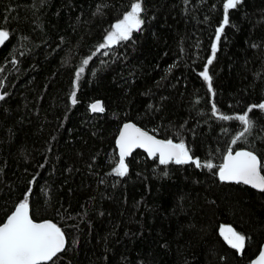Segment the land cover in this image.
Here are the masks:
<instances>
[{
	"label": "trees",
	"instance_id": "obj_1",
	"mask_svg": "<svg viewBox=\"0 0 264 264\" xmlns=\"http://www.w3.org/2000/svg\"><path fill=\"white\" fill-rule=\"evenodd\" d=\"M134 2L0 0V225L25 199L33 219L55 222L67 247L43 264H251L264 191L222 182L219 168L245 148L264 173V109L252 107L264 103V0H241L228 25L226 0H142L140 29L101 48ZM127 121L183 142L201 167L139 150L118 176Z\"/></svg>",
	"mask_w": 264,
	"mask_h": 264
},
{
	"label": "snow or ice",
	"instance_id": "obj_2",
	"mask_svg": "<svg viewBox=\"0 0 264 264\" xmlns=\"http://www.w3.org/2000/svg\"><path fill=\"white\" fill-rule=\"evenodd\" d=\"M241 0H226L224 3V19L223 25L229 24L228 10L234 9ZM143 12L142 0H135L130 5V11L123 15V18L117 22L113 29L108 31L105 37V43L101 44V48H107L111 45L129 40L133 31H138L144 21L141 19ZM223 25L218 29L216 41H220V33L224 32ZM8 37V33L0 30V44ZM217 45L212 47V57L215 58ZM89 60L84 59L83 64H88ZM209 65L212 59L207 62ZM84 72L81 67L76 73L77 79ZM200 75L208 82L211 88L212 77L208 68H205ZM4 97L0 95V100ZM75 92L72 94V103L75 104ZM93 112H103L102 103L96 102L91 106ZM254 107L264 109V103ZM251 111V109H249ZM223 119H229L224 116ZM245 127L247 132L252 127V122L247 114L237 117ZM241 133V136L244 134ZM235 143V141H233ZM119 161L114 172L118 176L127 174V165L125 157L130 155L134 148H145L152 156L159 155L160 164H168L174 162L176 164L195 163L196 167H201L198 159H194L183 142L176 144L172 140H158L147 132L142 131L134 124H125L124 130L119 137ZM206 167L212 168L211 163ZM261 161L257 156L248 151L236 152L233 156L229 151L226 162L219 168V178L221 181H235L251 185L254 188L264 190V175L261 174ZM226 241L235 249L242 250L244 247L245 237L237 233L232 228L222 229ZM65 237L63 231L52 222H34L29 214V204L27 199L19 203L13 213L7 217L5 223L0 226V264H42V262L52 261L59 252L64 249ZM257 264H264V252L259 256Z\"/></svg>",
	"mask_w": 264,
	"mask_h": 264
},
{
	"label": "water",
	"instance_id": "obj_3",
	"mask_svg": "<svg viewBox=\"0 0 264 264\" xmlns=\"http://www.w3.org/2000/svg\"><path fill=\"white\" fill-rule=\"evenodd\" d=\"M4 31H5V30H4ZM7 33H8V32H7ZM9 38H10V35H9V33H8V37H7V39L4 40V42H3L2 44H0V50H1V48L6 44V42L9 40ZM96 102H100V103H102L101 101H95V102H93V103H96ZM93 103H92V104H93ZM92 104H91V105H92ZM92 112H93V111H92ZM93 113H100V112H93ZM125 124H134L136 127L140 128L142 131L147 132L149 135L154 136V137H155L156 139H158V140H165V141L168 140V139H164V138H161V137L155 135V134L152 133L151 131H149V130L143 128L142 126L138 125L137 123H135V122H133V121H127V122L123 123V125L121 126L120 131H119L118 136H117V139H116V147H117L118 153H119V151H120L118 141H119L120 133L124 130V125H125ZM172 141H173V143H176V144H179V143H180V142H177V141H174V140H172ZM139 150L145 152L146 154H148V155L151 156V157H154V156L150 155V154L148 153L147 149H145V148H134V149L132 150L131 154L125 157V160H126L127 158L132 157V156L134 155V153H136V152L139 151ZM229 151L232 152L233 156L236 154V152H240V151H248V152H252V153H254V154L257 156V158L261 161L259 155H258L257 153H255V152L249 150V149L241 148V149H237V150H234V151H233L232 149H230ZM229 151H228V152H229ZM227 155H228V153L226 154L225 162H226V159H227ZM156 156H159V155L157 154ZM261 165H262V162H261ZM261 174L264 175V173H263V171H262V167H261ZM222 182H224V183H234V184H244V183H242V182L237 183V182H235V181H222ZM244 185L249 186V187H251V188H253V189L257 190V191H264V190H260V189L254 188V187L251 186V185H247V184H244ZM12 213H13V212H12ZM12 213H11V214H12ZM11 214H10V215H11ZM29 214H30V216H31V210H30V207H29ZM31 218L33 219L32 216H31ZM6 220H7V219H6ZM6 220L4 221V223L6 222ZM33 220H34V222H38V223H40V222H46V221H47V222H52V223L56 224L55 222H53V221L50 220V219L42 220V221H37V220H35V219H33ZM2 225H3V224H1L0 226H2ZM56 225H57V224H56ZM57 227H59V226L57 225ZM59 228H60V227H59ZM60 229H61V228H60ZM61 230H62V229H61ZM62 231H63V230H62ZM63 233H64V232H63ZM64 237H65V246H64V249H63L62 251H64V250L66 249V247H67V238H66L65 233H64ZM62 251H61V252H62ZM262 252H264V243H263V245H262V247H261V250H260L259 254H258V255L252 260L251 264H257V261H258V259H259V256H260V254H261ZM59 253H60V252H59ZM47 262H50V261H47ZM47 262H42V264H43V263H47Z\"/></svg>",
	"mask_w": 264,
	"mask_h": 264
},
{
	"label": "rangeland",
	"instance_id": "obj_4",
	"mask_svg": "<svg viewBox=\"0 0 264 264\" xmlns=\"http://www.w3.org/2000/svg\"><path fill=\"white\" fill-rule=\"evenodd\" d=\"M227 228H229V227H225L224 229H227Z\"/></svg>",
	"mask_w": 264,
	"mask_h": 264
}]
</instances>
